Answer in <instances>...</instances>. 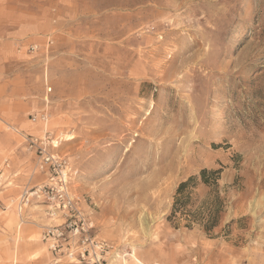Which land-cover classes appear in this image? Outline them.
Returning a JSON list of instances; mask_svg holds the SVG:
<instances>
[{"label":"rangeland","instance_id":"1","mask_svg":"<svg viewBox=\"0 0 264 264\" xmlns=\"http://www.w3.org/2000/svg\"><path fill=\"white\" fill-rule=\"evenodd\" d=\"M47 130L112 264H264V0H0V264H53Z\"/></svg>","mask_w":264,"mask_h":264},{"label":"built area","instance_id":"2","mask_svg":"<svg viewBox=\"0 0 264 264\" xmlns=\"http://www.w3.org/2000/svg\"><path fill=\"white\" fill-rule=\"evenodd\" d=\"M38 48V44H31L28 50L34 53ZM31 117L33 123L48 121L46 111ZM55 141L58 140L50 130L45 131L43 136L25 137L27 150L37 157L38 169L45 176L33 196L46 205L50 218L61 221L44 226L41 234L52 263L112 264L113 246L96 235L94 223L82 210L81 200L72 190V179L77 176V171L67 156L56 151Z\"/></svg>","mask_w":264,"mask_h":264},{"label":"trees","instance_id":"3","mask_svg":"<svg viewBox=\"0 0 264 264\" xmlns=\"http://www.w3.org/2000/svg\"><path fill=\"white\" fill-rule=\"evenodd\" d=\"M218 174H219L218 171H208L204 169L201 171L199 176H193L189 178L187 181L182 182L177 190L171 216L175 217L177 213L183 212L186 209L188 202L191 200V196L188 192L189 189L196 188L198 186L199 181H201L203 184L208 186L215 185L218 179L214 178L213 182H210L209 177L210 176L216 177ZM221 208H222L221 200L218 197H215L214 200L212 201V204H210L209 207L207 208V214H206L207 218H205L203 222L206 231L210 232L215 227L218 226L220 220ZM188 225L191 226V223H189Z\"/></svg>","mask_w":264,"mask_h":264},{"label":"crops","instance_id":"4","mask_svg":"<svg viewBox=\"0 0 264 264\" xmlns=\"http://www.w3.org/2000/svg\"><path fill=\"white\" fill-rule=\"evenodd\" d=\"M46 220H51V223L50 224H57V221H59L58 219H56V218H50L49 216H48V214H47V212H46ZM50 224H45V225H50Z\"/></svg>","mask_w":264,"mask_h":264},{"label":"bare ground","instance_id":"5","mask_svg":"<svg viewBox=\"0 0 264 264\" xmlns=\"http://www.w3.org/2000/svg\"><path fill=\"white\" fill-rule=\"evenodd\" d=\"M55 144H56V142H55ZM38 241H40V240H38ZM116 252V251H115Z\"/></svg>","mask_w":264,"mask_h":264}]
</instances>
